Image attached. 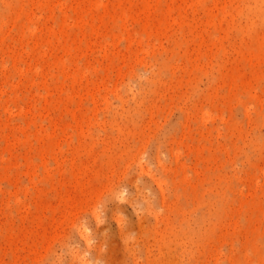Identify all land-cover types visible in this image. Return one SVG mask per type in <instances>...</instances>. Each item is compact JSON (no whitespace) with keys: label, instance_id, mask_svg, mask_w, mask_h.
Returning <instances> with one entry per match:
<instances>
[{"label":"rangeland","instance_id":"1","mask_svg":"<svg viewBox=\"0 0 264 264\" xmlns=\"http://www.w3.org/2000/svg\"><path fill=\"white\" fill-rule=\"evenodd\" d=\"M0 264H264V0H0Z\"/></svg>","mask_w":264,"mask_h":264}]
</instances>
